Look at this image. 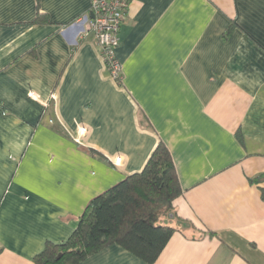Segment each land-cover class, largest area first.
<instances>
[{"label":"crops","instance_id":"1","mask_svg":"<svg viewBox=\"0 0 264 264\" xmlns=\"http://www.w3.org/2000/svg\"><path fill=\"white\" fill-rule=\"evenodd\" d=\"M91 3L0 0V264L65 241L160 141L181 193L152 264H264V0H128L117 79ZM77 264L149 263L111 244Z\"/></svg>","mask_w":264,"mask_h":264},{"label":"trees","instance_id":"2","mask_svg":"<svg viewBox=\"0 0 264 264\" xmlns=\"http://www.w3.org/2000/svg\"><path fill=\"white\" fill-rule=\"evenodd\" d=\"M264 173L250 179L259 181ZM181 193L174 164L163 142L151 151L143 168L93 197L70 236L47 242L33 258L35 264H77L102 248L117 244L152 264L174 228L159 224Z\"/></svg>","mask_w":264,"mask_h":264},{"label":"built area","instance_id":"3","mask_svg":"<svg viewBox=\"0 0 264 264\" xmlns=\"http://www.w3.org/2000/svg\"><path fill=\"white\" fill-rule=\"evenodd\" d=\"M127 6L128 0H92L88 12L80 19L94 31L101 59L114 79L120 77V66L115 58V49L119 43L120 26L126 18ZM85 131L84 127H80L78 134L82 136ZM75 141L79 142V137Z\"/></svg>","mask_w":264,"mask_h":264},{"label":"water","instance_id":"4","mask_svg":"<svg viewBox=\"0 0 264 264\" xmlns=\"http://www.w3.org/2000/svg\"><path fill=\"white\" fill-rule=\"evenodd\" d=\"M90 17H92V14H90Z\"/></svg>","mask_w":264,"mask_h":264}]
</instances>
